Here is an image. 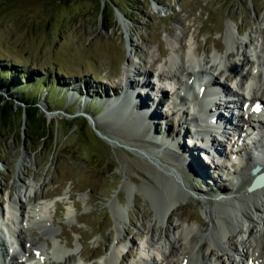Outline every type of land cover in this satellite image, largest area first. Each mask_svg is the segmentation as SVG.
<instances>
[{"label":"rangeland","instance_id":"374dc122","mask_svg":"<svg viewBox=\"0 0 264 264\" xmlns=\"http://www.w3.org/2000/svg\"><path fill=\"white\" fill-rule=\"evenodd\" d=\"M129 1H134L135 5ZM100 6L104 8L102 16L99 15ZM227 30L234 39L230 46L233 57L229 58L237 63L238 72L249 75L257 64L264 69V0H64L60 3L56 0H0V65H7L21 77L35 76L39 87L52 85L61 98V103L50 112V136L41 147L25 140L21 116L24 105L13 103L18 109L10 128L0 127V219L19 216V211L12 209V201L27 204L30 194L28 209L34 212L41 209L44 220L53 223L56 234L60 235L59 245L52 246L45 235L47 232L39 231L42 225L34 227L32 236L46 245L47 257L58 258L51 253L61 250L71 254L74 261L83 259L86 264H103L112 250L123 252L124 249L129 253L128 264H133L151 232L165 234L171 239L189 226L209 231L211 224L206 229L197 223L199 220L207 224L210 220L206 206L211 198L201 194L207 191L205 178L200 180L190 168L184 170L176 166L179 178L191 190L187 198L177 201L165 229L166 224L162 223L166 221L159 220L155 210L165 199L160 192L143 184L137 164L158 170V182L160 179L166 182L161 165L153 161L159 159L166 165L174 164L175 155L168 156L170 162L161 159V153L154 150L151 152L157 159L150 160L151 154H147V158L141 156L140 149L151 141L146 139V134H152L149 129L140 132L132 141L136 133H125L123 138L116 132L118 125L111 123L110 117L103 116L106 110L100 113L105 106L102 101L105 95L111 98L118 94L122 86L120 79L128 65L133 64L135 72H147V76L150 72L167 75L169 64L166 60L172 52L179 51L178 54L187 56L188 51L195 52L198 42L196 57L201 62L208 57L211 61L218 60L217 64L226 61L219 66L220 70H225L224 64L229 63L224 59ZM219 46L223 47L222 54L215 50ZM237 51L245 56L237 57ZM159 52L165 56H160ZM226 75L223 72L222 82L231 86ZM85 84L87 87L83 88ZM145 84L149 90L150 83ZM0 93L12 102L17 101L5 86H0ZM140 94L139 98L147 105L145 108L150 107L152 93L150 98ZM81 104L93 114L88 115L92 118V126L85 121L87 116ZM37 107L49 112L52 106L41 100ZM161 109L163 107L159 106L158 116ZM121 116V121L127 120ZM176 117L163 112L162 119L156 120L153 134L165 139V131L171 132L170 136L178 131L190 133L188 119L183 125ZM118 118L117 123L120 122ZM139 121L143 122V117ZM83 123L85 126H81ZM187 135L185 133L184 137ZM196 140L191 143L193 147L198 143ZM157 142L164 144L159 139ZM179 145L183 148V141ZM205 168L210 187L214 189L211 185L220 184L215 173H221L222 169ZM133 179H137V183ZM222 183L228 184L225 180ZM117 197L123 208L118 214L113 210ZM172 201L165 200L166 203ZM146 213L150 215L148 218L144 216ZM254 225V238L245 240L247 245L255 243L259 225ZM227 233L220 235L219 242L224 239L227 244L228 239L235 236L239 246L242 233L230 229ZM124 237L130 242L124 243ZM215 237L205 250L207 260L214 259L211 250L217 253L220 248L215 244L218 236ZM66 244L70 248L65 247ZM193 250L197 253L198 247ZM156 262L160 264L158 258Z\"/></svg>","mask_w":264,"mask_h":264},{"label":"bare ground","instance_id":"6f19581e","mask_svg":"<svg viewBox=\"0 0 264 264\" xmlns=\"http://www.w3.org/2000/svg\"><path fill=\"white\" fill-rule=\"evenodd\" d=\"M225 38L227 52L224 56V59L229 60V63L224 65L225 70H220L219 66H221V64L226 61H219V63L217 64L218 60L215 59L214 61H211L208 57V60L205 59L203 60V62H201V60L196 57L199 51L198 42H196V49L195 52L192 54H190L191 52L189 51L187 52V56L186 54L184 55L182 53L178 54L179 51L172 52L173 54H171V56L168 57V60H166L169 64V66H166L168 68V71L166 72L167 75H159L162 78L166 77L172 80L178 78L185 79L187 86H190L191 84L195 83V74L202 73L208 76L210 79L214 78V80H217L218 84L221 85L223 80L222 74L224 71L231 78H236L234 79V82L240 81L241 84L238 87H235V89H238L239 92L234 90L239 93V97L243 96L244 98H249L250 100H256L260 97L262 99V109L254 111L250 115H247L244 110H241L240 112H238V114L243 113L244 119L247 121H264V69L262 67L263 65L257 64L255 70L249 75L239 73L237 70L234 69L236 66L235 62H232L233 59L229 58L233 57V51L230 46H233L234 43V39L230 31H226ZM183 39L184 35H182L181 37L182 41ZM222 48L223 47L217 49L215 48V50L218 53L222 54ZM162 53L163 52H159V54H161L160 56L163 55L164 57L165 54ZM237 54L238 56H245L242 51H237ZM132 65L133 64L128 65L126 68H124L122 78L120 79L122 86L117 90V95L120 94V96L118 97L115 94L111 98H108L106 94V97H104V100H102L105 106L100 114H102L104 110H106V112L103 113V116L106 118L110 117L111 123L118 125L119 130H117L116 132L123 136V138L125 133H129V135H133L136 133V136L132 139V141H134L135 138H137V136L139 135V133L144 131L145 129H149L152 134L154 133L157 125L156 120L158 119V117L162 119L163 109L160 110L158 116L157 110L159 106H161L160 104L162 101L161 98L154 97L150 99L152 105L148 108H145V106L147 105H145V102L139 98V95H142L140 93H143L146 94V97L150 98V92L153 95L154 88L152 86V83L148 79L147 72H135L132 69ZM146 82H149L151 85L149 87V90L147 84H145ZM201 85L203 84H198L197 86L199 87ZM84 87H87L86 84L85 86H83V88ZM226 87L230 90H233L231 89V86L226 85ZM72 96L74 95L72 94ZM202 97L203 94L201 96V92L200 94H198L197 91L196 94H193L191 102L186 100L187 102H189L188 109L192 110V112L194 113V118L192 119L198 123H201L202 113H200V111L197 112V109L198 107H202V102H204V99H202ZM176 100L177 99H174L173 102L176 103ZM184 101L185 100H182L180 106L185 104ZM82 102L84 105L86 104L84 101ZM83 104H81L82 107L84 106ZM120 116L122 118H127V120L121 121ZM117 117H119L118 120L120 121L118 123L116 122ZM140 117H143L144 123L139 121ZM180 118L184 125L186 123V117H184L183 114ZM203 122L204 121H202V123ZM204 124L206 123L204 122ZM119 125L121 126L119 127ZM127 126L130 128V131L129 128L128 130H126ZM204 126L205 127H201L204 130V133L208 132L207 130H212L208 127V124ZM168 130L171 131V128H169ZM170 133L171 132L166 133L165 131V139H162L161 137H156L154 134V136L152 134H146V139L151 140L153 142L148 141V143L145 144V148L140 149L142 153L140 155L143 157H146L147 154H151L152 158L148 157L150 160L153 158L157 159L156 155L151 152L152 150L156 151L157 153H161L159 157L161 159H165V161L168 162H170V158H168V156L175 155L174 164L168 163L169 165H166V163H163L159 159L158 161H153L154 163L157 164L158 162L161 165L160 170L165 173L167 178L166 182H163L161 179V182H158V170H155L149 166L137 164V171L140 178L142 179L143 184L147 187L154 188V190H156L158 194L160 192L161 197H163L165 200H173L171 203H166L165 200L164 202L160 201V203H158L157 205V208L155 209L156 217L163 222H167L162 223L166 224L165 229H167L170 224L169 214L175 209L177 201L180 199L187 198L191 190V187L186 186L183 180L179 178L180 172H178L176 166H180L184 170L186 169V167H188L190 168L192 174H194L196 177L197 175L199 176L200 180H203L205 178V181H207V191H202L201 194L205 197L211 198L210 204L206 206L208 209L206 211V214L207 212L209 213L210 220L207 222V224L199 220H197L198 222H196L199 224V226L206 227V229L209 227V224H211V227L208 228L209 231H201L199 229H196V227L191 228L189 226L183 228L181 233H179L180 235H178L177 237L173 236L171 239L167 238L165 234L163 235L162 233L156 234L151 232L150 234H148L149 238L145 240V242L142 244L143 248H147V252L144 254H139L140 256L138 257L140 258L141 256H144L145 264H157V258L160 260V264H210V261L207 260L205 250L210 247V245H212V240L217 235L218 240L215 239V242H218L215 244H218V247L220 248L217 253H215V250L210 251V253L214 255V260L217 262V264H221L224 259L228 260L231 264H239L232 257V254H235L237 258L241 260L240 264H264V189L252 194L246 192V188L248 187L249 181L251 179L249 172L255 165H260L264 169V156L262 159L250 158L249 162H247V164L241 169L234 167L237 164L241 165V162H234V166L232 167L235 171V174L237 175V177L234 178L236 179V181L232 183V181L234 180L229 174V178L227 177L228 179L225 181L228 184L224 183V185H211L214 187L213 189L210 187L208 179L209 175L207 174L205 167H209L212 170H217L222 169V164L218 162L214 163L213 161L203 162V158L209 156V152L205 149H196V145H194L193 147L189 143V140L184 137L185 133L187 134L186 131H184V133L178 131L171 136ZM260 135L262 136L260 138V141L264 145V134ZM150 137L152 139H150ZM129 139L131 140V137ZM157 139H159L160 142L163 141L164 144H159L157 142ZM182 141L184 145L183 148H180L179 144ZM20 165L22 168L24 167L23 158L20 160ZM211 174H213V172ZM215 177H219V174L215 173ZM160 178H162V176H160ZM229 179L231 182L229 181ZM137 181V179H133L134 183H137ZM197 189V187L194 188L195 191ZM213 193L216 195H214ZM33 196H35V194ZM30 197L31 196L29 194V197L27 198V204L21 203L20 201H18L17 203L12 201V209L19 211V216L14 215L12 219L3 217L2 219H0V264H20L21 262V264H50V260H53V264H69L70 262L71 264H86L83 259H81V261H74L73 256L71 254H66L61 250H54V254L51 253L52 257L57 254L58 258L52 259L47 257V250L45 248L46 245L44 243L39 242V240L35 239L32 236L35 230L34 227H36L38 224L42 225L41 228L38 229L39 231H42L44 233L45 231L47 232L45 233V235L48 236V239L50 240L52 246L59 245L60 235L56 234L53 223H48V221L44 220V216L42 215L41 209L38 212H34L30 208L28 209ZM116 199L117 204L115 205L113 210H115V213L118 214L119 212H122L123 208L121 207V204H119L120 201L118 197ZM161 200L163 201L162 198ZM30 210L32 213H30ZM214 215H217L218 217H214ZM144 216L145 218H148L150 215L149 213H146ZM223 217L225 219H223ZM254 224H258L260 226V230L256 235L257 237L253 245H247L246 241L240 238V240L238 239L240 241L239 247L236 245L235 236H231L228 239L227 244L224 243V239L219 242L220 235L225 232L227 233V230L229 229L235 230L238 233H248L249 237L252 238L254 235ZM1 230L6 233V236H4V233H2ZM118 235L120 238L119 233ZM224 237L226 236L224 235ZM122 239L124 243L130 242L127 237H124ZM186 245H189V247L185 248L184 246ZM65 247L70 248L68 244H66ZM195 247H198L197 253H195L193 250V248ZM35 251L39 252L38 255H35ZM152 254L155 256L151 257ZM63 255H65L64 258ZM127 258H129V253L125 251V249L123 252H119L118 250H112L109 253V256L106 257V259L104 258L105 261L103 262V264H122L127 262Z\"/></svg>","mask_w":264,"mask_h":264},{"label":"trees","instance_id":"16d2710c","mask_svg":"<svg viewBox=\"0 0 264 264\" xmlns=\"http://www.w3.org/2000/svg\"><path fill=\"white\" fill-rule=\"evenodd\" d=\"M56 1L60 3L64 0ZM153 1L157 2L158 0ZM129 3L133 6L135 5L134 1H129ZM103 13L104 8L100 6L99 15L102 16ZM124 17L130 20L125 14ZM15 72L14 69L9 68L7 65H0V86H5L8 92L11 93L10 96L16 97L17 101L25 106L24 113H22L25 115V140L29 143L36 142L39 144L38 146L41 147L45 140L49 138L51 131L49 130V125L39 119L36 113L37 104L42 100L47 106H52L49 110V112H52L56 107L55 105L61 103V98L52 85L43 84L39 87L37 86L39 83L35 76L28 75L21 77L20 74ZM36 86L38 88L34 89ZM59 110L61 109H58V111ZM12 112L13 111L9 107H3L0 102V127H2V129L10 128L13 118ZM86 113L90 114L89 111H86Z\"/></svg>","mask_w":264,"mask_h":264},{"label":"water","instance_id":"95a60500","mask_svg":"<svg viewBox=\"0 0 264 264\" xmlns=\"http://www.w3.org/2000/svg\"><path fill=\"white\" fill-rule=\"evenodd\" d=\"M7 97H5L4 95H2L1 93H0V102H1V105L3 106V107H5V106H7V107H9L13 112V117H14V115L17 113V107H14V104L13 103H17V104H19L20 106H22V104L20 103V102H18V101H16V100H13V102H12V100L10 101V99L8 100V98L6 99ZM24 106H22L21 107V116H22V119H23V122L25 123V115L24 114H22V113H24L23 111H24V109H25V107L23 108ZM41 110L44 112H41ZM37 112V114H38V116H39V119L41 120V121H44L45 123H47L48 125H50V120H51V118H50V116L52 115L50 112H48V111H45V110H43L42 108H40V107H37V110H36ZM48 118V119H47ZM85 119V121H87V123H89L91 126H92V124H93V122H92V120L91 119H88V118H84ZM81 126H85L84 125V123L81 125ZM97 136L98 137H100V135L99 134H97ZM106 139V138H105ZM104 139V140H105ZM107 141H109L110 143H114L117 147H120V148H123V149H125V150H127L126 149V147H123L122 145H120V144H118L117 142H113L112 140L110 141V140H108V139H106ZM251 175H253L254 176V179H253V181L251 182V184L249 185V187L247 188V192L248 193H254V192H257V191H259V190H261V189H263L264 188V171L263 172H261V167L259 166V165H257V166H255L252 170H251Z\"/></svg>","mask_w":264,"mask_h":264}]
</instances>
